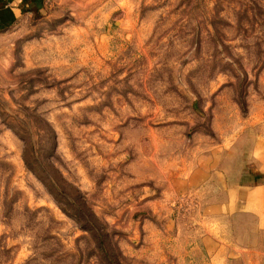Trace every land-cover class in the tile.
I'll return each mask as SVG.
<instances>
[{"label":"rangeland","instance_id":"rangeland-1","mask_svg":"<svg viewBox=\"0 0 264 264\" xmlns=\"http://www.w3.org/2000/svg\"><path fill=\"white\" fill-rule=\"evenodd\" d=\"M34 114L97 240L24 165L9 126L45 166ZM262 144L264 0H40L0 24V264L264 260L227 196Z\"/></svg>","mask_w":264,"mask_h":264},{"label":"trees","instance_id":"trees-1","mask_svg":"<svg viewBox=\"0 0 264 264\" xmlns=\"http://www.w3.org/2000/svg\"><path fill=\"white\" fill-rule=\"evenodd\" d=\"M33 123L38 131L44 144L42 151L45 154L46 165L42 166L33 155L31 135L25 128L16 129L15 126H9L13 133L24 142V151L22 159L26 168L38 178L55 199L59 208L70 218L78 223L81 229L89 232L97 240V234L93 227L97 222V217L91 211L86 201L82 198L80 190L68 182L61 172L49 161L50 157L55 158V149L57 144V134L51 123L44 117L34 114ZM89 215V220L84 217ZM103 234V233H102ZM106 237V234H103Z\"/></svg>","mask_w":264,"mask_h":264},{"label":"crops","instance_id":"crops-1","mask_svg":"<svg viewBox=\"0 0 264 264\" xmlns=\"http://www.w3.org/2000/svg\"><path fill=\"white\" fill-rule=\"evenodd\" d=\"M40 5V0H0V24L7 23L13 15L25 9H36ZM256 158L248 163L244 176L241 178L237 188L227 191L228 198H232L230 208H243L253 210L256 218L263 223L264 221V144L261 145L260 152H256ZM213 212L221 211L219 205H214L210 208ZM264 226V224H262ZM264 232V228L261 229ZM257 250H254V260L247 258L250 264L264 263L263 258L257 257ZM253 258V257H252ZM253 261V262H252ZM259 261V263H258Z\"/></svg>","mask_w":264,"mask_h":264}]
</instances>
